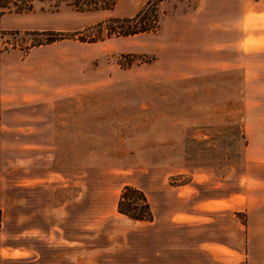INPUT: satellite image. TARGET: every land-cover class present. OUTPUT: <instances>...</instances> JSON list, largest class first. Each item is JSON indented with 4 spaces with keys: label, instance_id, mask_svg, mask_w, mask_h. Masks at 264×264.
I'll return each mask as SVG.
<instances>
[{
    "label": "rangeland",
    "instance_id": "374dc122",
    "mask_svg": "<svg viewBox=\"0 0 264 264\" xmlns=\"http://www.w3.org/2000/svg\"><path fill=\"white\" fill-rule=\"evenodd\" d=\"M2 1L10 11L2 13L0 8V14H15L20 21L14 30H0V71L6 70L7 86L15 82L19 92L26 94L29 85L37 96L30 103L10 104L6 114L35 118L29 123L35 131L33 141L39 147H54L49 169L57 173L56 178L70 182V187L56 182L48 192L41 191L45 193L36 198V209L70 210L71 227L78 223L75 212L86 214L81 223L87 226L97 225L95 217L109 212L104 226L109 222V226L134 229L136 261L244 264L246 249L244 252L233 232L226 248L220 250L223 259L196 249L194 240L200 234L191 229L176 231L171 227L163 250L159 246L154 250L152 243L148 247L143 242V224L115 213L114 200L123 187L148 195L162 180L173 186L186 185L194 172H212L218 177L230 173L225 192L241 191L238 179L248 139L240 73L203 69L200 76L184 77L191 71L193 59L220 60L222 54L192 51L187 46L191 40L180 31L181 23H172L178 26L176 32L171 23H163L190 13L195 0L160 4L163 16L160 29L154 33L124 38L102 33L95 43L78 38L87 41L93 34L87 28L95 23L132 16L146 0H117L109 10L84 12L74 9L71 0ZM21 7L26 9L16 12ZM47 32L72 34L73 38L34 45L44 39L39 34ZM239 128L246 140L244 148ZM7 178L12 181L14 174L8 172ZM29 194L23 191L24 198L30 199ZM14 195L12 188L8 212L15 210ZM23 210L30 211V204ZM236 217L246 224L243 213H236ZM40 220V216L35 218ZM115 220L120 224H114ZM29 223L23 220V226ZM7 225L13 228L15 220L8 218ZM25 244L30 245V241Z\"/></svg>",
    "mask_w": 264,
    "mask_h": 264
},
{
    "label": "crops",
    "instance_id": "0c3cea01",
    "mask_svg": "<svg viewBox=\"0 0 264 264\" xmlns=\"http://www.w3.org/2000/svg\"><path fill=\"white\" fill-rule=\"evenodd\" d=\"M18 19L15 14H0V30L18 28ZM170 21L163 23H171L175 32L178 26L173 27L172 23L182 24L180 31L191 40L187 46L192 51L222 54L220 60L204 61L200 56L193 59L192 69L184 77L200 76L203 69L240 73L243 123L248 139L243 172L238 179L241 191L225 192L230 173L218 177L212 172H194L186 185L173 186L162 180L154 193L147 195L142 191L152 212L151 222H133L118 214L119 197L114 200L115 213L143 224V242L148 247L152 243L154 250L155 246L163 250L171 227L176 231L191 229L200 234L194 240L196 249L223 259L220 250L226 248L233 232L244 252L246 249L244 264H264V113H260L264 108V0H195L190 13ZM5 71H0V264H151L136 261L133 228L109 226V222L104 226L109 212L96 216L95 226L81 223L86 214L75 212L73 217L78 223L71 227L70 210L59 211L49 206L36 209V198L45 193L40 194L41 191L48 192L56 182L70 187V182L56 178L57 173L49 169L54 147H39L33 141L35 131L29 123L35 118L6 114L10 104L30 103L37 96H33L29 85L25 87L26 94L19 92L15 82L7 86ZM8 172L14 174L9 182ZM12 188L15 210L8 212ZM24 190L30 191V199L24 198ZM28 203L31 210L24 211ZM236 213L245 215V225ZM39 216L41 222L35 221ZM8 218L15 220L13 228L8 227ZM24 219L30 220L29 225L23 226ZM114 224L120 222L115 220ZM28 241L30 245L25 244Z\"/></svg>",
    "mask_w": 264,
    "mask_h": 264
},
{
    "label": "trees",
    "instance_id": "16d2710c",
    "mask_svg": "<svg viewBox=\"0 0 264 264\" xmlns=\"http://www.w3.org/2000/svg\"><path fill=\"white\" fill-rule=\"evenodd\" d=\"M9 1V0H8ZM117 0H71L70 5L79 12L90 11L92 9H111ZM168 0H146L139 10L130 17L126 18H111L102 22L95 23L87 28L90 33L86 41L85 38H78L80 42L95 43L100 41L99 36L105 33L107 37H132L140 34L154 33L160 29V21L163 16L159 12L158 6ZM6 3L0 0V8L2 13L10 11L6 7ZM26 8H18L16 12L25 10ZM79 35V33H77ZM43 40L34 43L36 46L49 45L65 38L72 39V34L63 33H41ZM240 129V138L242 139V147L246 146V140L243 131ZM118 214L126 217L131 221L150 222L152 214L147 200L143 193L131 186L123 187L117 202Z\"/></svg>",
    "mask_w": 264,
    "mask_h": 264
}]
</instances>
